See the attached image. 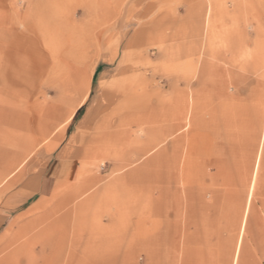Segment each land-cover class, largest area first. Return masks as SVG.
<instances>
[{
  "label": "rangeland",
  "instance_id": "obj_1",
  "mask_svg": "<svg viewBox=\"0 0 264 264\" xmlns=\"http://www.w3.org/2000/svg\"><path fill=\"white\" fill-rule=\"evenodd\" d=\"M37 1L0 0V264H264V0Z\"/></svg>",
  "mask_w": 264,
  "mask_h": 264
},
{
  "label": "crops",
  "instance_id": "obj_2",
  "mask_svg": "<svg viewBox=\"0 0 264 264\" xmlns=\"http://www.w3.org/2000/svg\"><path fill=\"white\" fill-rule=\"evenodd\" d=\"M128 54H129L128 52L122 54L121 58L118 61L116 66H121V65L125 64L126 62H130L128 59ZM116 55H117V53L115 51V54L114 55L111 54L106 59L107 61L105 60V62H108V63L114 62ZM95 68H96V66L93 67L92 73L94 72ZM104 73H107V72H104ZM104 73H101L100 77L104 76L103 75ZM115 84H116L115 82L113 85L111 84V87L109 88L110 95L108 96V98L103 93L102 102H101L100 106L99 107L97 106V108L95 109V114H94L95 126L93 128V133L98 132V136H100L101 133L103 135V131H105L104 135L109 136L108 139H110L111 142L116 143V142H118L117 139L119 136V129L118 128L122 124V120H126L129 118L130 113H127L125 116L123 115L122 117L119 118V115L112 114L111 112H108V109L103 108V106L105 104H108V105L113 104V100H114L113 93H114ZM103 122H109V125H105L106 126L105 127L104 125H102ZM65 124H66V122H65ZM65 127L63 128L64 130H62L61 135L64 134ZM43 137H46V136H43ZM98 140H99V138H98ZM100 141L105 143V141H103V140H100ZM40 142H41V139H40ZM78 143H79V141H78ZM52 159L50 157L42 166V176H41L42 184L45 182H48L49 180L50 181L56 180V178H62V179H67V180L71 179L72 178L71 177L72 171L78 168L77 164H71L70 162H64V161L63 162H56V161H53L54 159L53 160ZM29 184L33 186L32 181L29 182ZM33 188H34V186H33ZM39 189H40V187L38 186L37 191Z\"/></svg>",
  "mask_w": 264,
  "mask_h": 264
},
{
  "label": "bare ground",
  "instance_id": "obj_3",
  "mask_svg": "<svg viewBox=\"0 0 264 264\" xmlns=\"http://www.w3.org/2000/svg\"><path fill=\"white\" fill-rule=\"evenodd\" d=\"M37 4H38V7L39 8H41L42 7V4H41V1L40 0H38L37 1ZM42 9H43V7H42ZM46 9V7L43 9V10H45ZM49 16V15H48ZM46 19V18H45ZM67 27H69L68 25H67ZM73 28V27H72ZM69 29V30H71V32H70V35L68 36V37H66L64 40H65V45H64V47H63V49H64V52L65 53H67L68 55H71L72 57H73V59L75 60V58L77 59V57H79V52H78V45H77V43L79 42H75V40L77 41V39H75L74 40V38H73V31H76V30H74V29ZM67 29V28H66ZM65 29V30H66ZM78 29V28H77ZM31 30V29H30ZM73 30V31H72ZM79 31H80V29H78ZM44 31V30H43ZM33 31H31V33H32ZM49 32V31H48ZM48 32H47V34H48ZM50 33V32H49ZM68 33V32H67ZM80 33H82L81 31L79 32V34ZM42 34V33H41ZM53 34H54V32L52 33L51 32V36H53ZM58 34V33H57ZM62 34V33H61ZM42 35H44V34H42ZM59 35V34H58ZM48 36V35H47ZM47 36H42V41H43V44H44V46L46 45V43L50 40H48V38H47ZM60 36V35H59ZM50 37V36H49ZM54 38H55V36H54ZM59 38V37H58ZM48 40V41H47ZM56 40H57V38H56ZM108 42V41H107ZM110 43V42H109ZM34 45V44H33ZM62 45V44H61ZM80 45V44H79ZM48 46V45H47ZM49 46H51V45H49ZM111 46V45H110ZM55 47V46H54ZM37 48V47H36ZM52 48V47H51ZM66 49V50H65ZM38 50V49H37ZM45 51H47V49H45ZM34 52H35V49H34ZM33 52V53H34ZM48 52V51H47ZM112 52H114L112 55H114L115 54V51H112ZM51 54V53H50ZM53 54V53H52ZM45 54L43 53V55L41 56V58L43 59V57H45L44 56ZM48 56V55H47ZM54 57H56V55L54 56ZM53 57V58H54ZM60 57V56H59ZM46 58V57H45ZM61 58V57H60ZM110 59V58H109ZM112 59V58H111ZM125 59V58H124ZM62 60V59H61ZM71 60V59H70ZM54 61V60H53ZM58 61V60H57ZM66 61V60H65ZM107 61V60H106ZM56 62V61H55ZM54 62V63H55ZM44 61L42 62V61H40V64L42 65V66H45L44 64ZM108 63V62H107ZM54 65V64H53ZM41 66V67H42ZM53 67V66H52ZM55 67H57V66H55ZM51 69V68H50ZM64 71H66V70H64ZM131 71V70H130ZM51 72V71H50ZM54 72V71H53ZM45 73V72H44ZM104 73V72H103ZM106 73H104L103 75H105ZM35 75V74H34ZM44 75V74H43ZM46 75V74H45ZM25 77V76H24ZM28 77H29V75H28ZM32 77V76H31ZM37 77V76H36ZM35 77V78H36ZM51 77V76H50ZM45 79V78H44ZM125 79V78H124ZM88 84V83H87ZM127 84V83H126ZM118 85V83L115 85V86H117ZM120 85H121V83H120ZM119 88V87H118ZM116 89V88H115ZM120 91V90H119ZM127 91V90H126ZM122 93V92H121ZM120 93V94H121ZM104 94H105V96L108 98V96L110 95V91H109V89H108V91L105 93L104 92ZM117 95H119V94H117ZM116 97V96H115ZM121 100V99H120ZM119 108V107H118ZM110 109V108H109ZM73 115V114H72ZM72 115L69 117V119L68 120H70L71 118H72ZM102 125H109V122H103L102 123ZM106 127V126H105ZM101 131V130H100ZM104 132L105 131H103V134H104ZM93 133V132H92ZM101 133V132H100ZM95 134V133H94ZM107 134V133H106ZM101 136V135H100ZM84 137V136H83ZM42 139H45V137H43ZM103 139V138H102ZM29 144V143H28ZM33 144L34 143H32L30 146H33ZM34 147V146H33ZM46 148L48 149V150H50L51 149V146H49V144L48 145H46ZM8 151V150H7ZM27 216V215H26Z\"/></svg>",
  "mask_w": 264,
  "mask_h": 264
}]
</instances>
